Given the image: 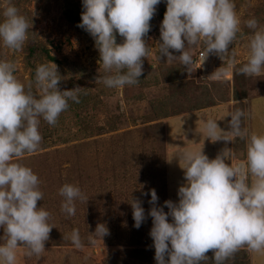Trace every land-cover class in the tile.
I'll return each mask as SVG.
<instances>
[{"label": "rangeland", "instance_id": "1", "mask_svg": "<svg viewBox=\"0 0 264 264\" xmlns=\"http://www.w3.org/2000/svg\"><path fill=\"white\" fill-rule=\"evenodd\" d=\"M11 2L29 23L28 37L40 42L54 60L41 56L28 65L25 44L21 51L12 52L2 43L0 60L13 61L14 75L26 86L34 82L38 65L54 63L61 79L59 89H78V93L91 97L87 108L79 114L67 109L55 126L41 118L40 150L20 158L19 162L30 167L41 181L44 198L37 202V207L51 213L49 223L54 228L39 257L26 256L25 250L18 248L16 264H157L150 237V190L154 189L158 197L155 206L163 207L165 213L169 211L164 207L165 201L179 202L178 189L186 180L176 154L202 150L212 160L229 149L226 163L233 166L236 160L244 161V140L231 137V141H214L204 132L208 119L216 120L222 132L230 131L229 114L237 108L246 112L243 127L250 133H264V73L248 77L238 71L247 62L246 45L253 32L243 22L256 18L264 26V0H234L241 31L228 51L235 53V64L228 68L227 59L216 64L217 70L228 68V72L227 79L214 81L201 79L195 69L196 53L203 48L202 44L190 50L193 64L189 69L179 62L168 63L165 56L159 59V11H166L167 7L166 0H161L150 21L151 30L143 37L146 47L151 49L148 57L143 58V75L138 84L118 89L97 82L106 73L99 64L94 39L62 17L64 8L84 11L82 0ZM2 11L0 8V20ZM123 39L116 34L117 44L123 43ZM170 51L175 56L181 54ZM33 92L39 95L34 84ZM243 92L245 95L241 96ZM243 98L246 100H239ZM198 109L206 112H196ZM98 128H103V133L98 134ZM65 183L78 186L87 197L83 202L76 201L73 217H66L60 210L63 198L58 189ZM131 200H139L145 211L146 219L138 229L134 227ZM168 222H172L171 217ZM97 224H105L109 234L90 246L87 237L95 233ZM73 229H79L83 249H76L70 240L63 239ZM205 255L208 260L201 264H214L212 251ZM226 264H248L245 248Z\"/></svg>", "mask_w": 264, "mask_h": 264}, {"label": "clouds", "instance_id": "2", "mask_svg": "<svg viewBox=\"0 0 264 264\" xmlns=\"http://www.w3.org/2000/svg\"><path fill=\"white\" fill-rule=\"evenodd\" d=\"M160 3L161 0H82L84 11L78 27L94 39L99 64L106 73L97 82L112 89L139 83L143 58L151 50L143 37L151 30L150 21ZM166 5L160 26L159 59L162 55L168 63L179 62L189 69L193 64L190 50L202 44V61L209 54L221 59L227 56L228 68L233 67L235 53L228 49L241 31L234 0H166ZM0 8V43L19 52L28 40L29 23L11 0H3ZM243 23L253 32L246 45L247 62L238 71L248 77L260 76L264 73V26L256 18ZM117 33L124 38L121 44L116 42ZM170 50L181 54L175 56ZM228 68L220 67L208 79H222ZM15 70L13 61L0 60V264H16L18 248H23L29 257H39L45 251V242L54 228L49 223L51 213L37 207L44 198L38 175L19 161L40 150L41 118L55 126L69 108V100L80 102L78 89H59L61 79L54 63L38 65L34 82L27 86L16 78ZM229 116L230 131L222 132L216 120L208 119L204 132L214 141H231V137L244 140L243 162L236 166L226 163L229 149L212 160L202 150L180 151L176 157L183 164L180 167L186 183L178 189L179 202L165 201L164 207L169 209L165 213L163 207L155 206L158 197L154 189L150 190V237L157 264H201L208 260L205 254L209 251L214 264H226L242 248L264 255V133H250L242 126L246 112L241 108ZM58 195L63 198L60 210L66 217L76 215V201L87 199L78 186L68 183L58 189ZM131 207L134 227L138 229L146 219L145 211L139 200H131ZM108 234L105 224H97L95 233L88 234L87 243L95 246L97 238ZM63 239L70 240L76 249L85 247L79 229H73Z\"/></svg>", "mask_w": 264, "mask_h": 264}, {"label": "trees", "instance_id": "3", "mask_svg": "<svg viewBox=\"0 0 264 264\" xmlns=\"http://www.w3.org/2000/svg\"><path fill=\"white\" fill-rule=\"evenodd\" d=\"M82 12L83 11L78 8H64L61 13H62V17L66 22H68L69 24L75 27H78V25L81 23ZM165 12H166L165 10L159 11V17L162 21ZM25 53H26L25 58L28 65H31L32 62L39 60L41 56L50 61L54 60L52 57L48 55V52L44 48V46L32 37H28V40L25 42ZM60 90L65 91V89L64 90L60 89ZM66 90H71V89L66 88ZM77 94L79 96V101H80L79 103H75L71 100L68 101L69 103L68 109H71V111L74 114H79L81 109L87 108L91 98L89 95H85L83 92H79ZM240 95L244 96L245 93L243 92ZM103 130H104L103 128H98L96 132L98 134H101L103 133Z\"/></svg>", "mask_w": 264, "mask_h": 264}, {"label": "built area", "instance_id": "4", "mask_svg": "<svg viewBox=\"0 0 264 264\" xmlns=\"http://www.w3.org/2000/svg\"><path fill=\"white\" fill-rule=\"evenodd\" d=\"M201 51H202V48L199 49L196 53V60L194 61L195 69L198 71V74L201 79L214 81V79H208V77H210L216 72L217 70L215 68L216 64L226 62L227 56H225L224 59H221L219 56L215 54H209L207 58L204 61H202ZM222 79H227V78L224 75ZM237 164L239 163L238 162L234 163V166H236Z\"/></svg>", "mask_w": 264, "mask_h": 264}, {"label": "crops", "instance_id": "5", "mask_svg": "<svg viewBox=\"0 0 264 264\" xmlns=\"http://www.w3.org/2000/svg\"><path fill=\"white\" fill-rule=\"evenodd\" d=\"M239 100L240 101H242V100L245 101L246 99L243 98V99H239ZM203 110L204 109H198V111H196V112H206V111H203ZM176 115H178V114H176ZM237 162L241 163V162H243V160H236L234 163H237ZM249 181H251V178L249 179ZM245 252H246V256L248 258V264H264V255L251 253L246 248H245Z\"/></svg>", "mask_w": 264, "mask_h": 264}]
</instances>
